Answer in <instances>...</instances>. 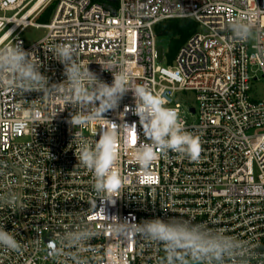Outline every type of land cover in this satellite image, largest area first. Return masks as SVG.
<instances>
[{"label": "built area", "instance_id": "built-area-1", "mask_svg": "<svg viewBox=\"0 0 264 264\" xmlns=\"http://www.w3.org/2000/svg\"><path fill=\"white\" fill-rule=\"evenodd\" d=\"M104 1L0 0V47L19 44L31 52L49 81L32 92L0 83V227L20 244L18 251L0 246V264H166L163 243L136 228L156 218L242 242L245 255L225 264H264V100L251 97L264 79V0ZM52 3L51 21L35 24ZM243 16L253 23L252 45L231 31ZM170 20L197 27L162 67L156 27ZM29 27L47 35L27 44L22 35ZM61 44L72 45L75 59L99 80L113 81L103 67L124 70L133 85L163 96L199 137V158L169 151L141 166L135 151L148 141L131 91L104 118L72 126L71 114L87 119L88 109L64 99V66L52 51ZM184 108L193 122L182 117ZM104 128L119 138L121 187L111 201L76 157L81 139L94 144ZM82 231L89 239L68 242L69 233ZM185 264L197 262L187 256Z\"/></svg>", "mask_w": 264, "mask_h": 264}, {"label": "clouds", "instance_id": "clouds-1", "mask_svg": "<svg viewBox=\"0 0 264 264\" xmlns=\"http://www.w3.org/2000/svg\"><path fill=\"white\" fill-rule=\"evenodd\" d=\"M252 27L253 23L247 16L231 23L234 38L240 41H246L251 36ZM52 51L53 57L64 66L66 79L61 82L65 85L64 99L88 109L87 119L74 118L71 114L69 122L72 126H83L92 119L104 118L103 114L116 109L123 96L131 91L135 102L134 113L148 141L135 151V159L141 166L147 168L158 155L169 151L184 154L192 160L199 158V137L186 130L178 111L167 107L163 96L153 93L146 86L133 85L129 73L124 70L113 72L111 68L102 66L113 74V81L108 84L99 80L88 66L75 59V48L70 44L57 45ZM4 80L18 83L21 90L27 92L44 90L49 86L48 78L32 60L31 52L19 44L0 47V83ZM118 143L116 130L104 128L94 144L81 139L78 145V162L91 171L93 186L98 192L106 194V201H111L121 187V177L115 170L119 158ZM173 220L156 218L136 225L145 236L163 243L166 264H185L187 256H191L197 264L202 261L225 264L245 255V245L233 237L222 233L205 235L209 232L206 227L179 220L173 223ZM90 235L87 231L69 233L67 240L72 245H80ZM0 246L11 251L20 249L19 242L3 227H0Z\"/></svg>", "mask_w": 264, "mask_h": 264}, {"label": "rangeland", "instance_id": "rangeland-1", "mask_svg": "<svg viewBox=\"0 0 264 264\" xmlns=\"http://www.w3.org/2000/svg\"><path fill=\"white\" fill-rule=\"evenodd\" d=\"M55 9V3L50 4L38 17L34 19V23L43 25L48 24L53 18ZM8 16H11V14ZM46 35L47 31L43 28L29 27L23 33L22 38L27 44H33L43 39ZM254 42L255 35H251L250 44L252 45L254 44ZM155 43L158 55L157 64L162 67H167V60L169 58V53L171 50V39L169 37L156 34ZM251 97L260 101L264 100V79L260 78V80L251 87ZM189 98L192 99L190 105L195 106V97L193 95H190ZM183 111L184 114L182 115V117H184L187 121L193 122V119L188 116L185 108L183 109Z\"/></svg>", "mask_w": 264, "mask_h": 264}, {"label": "trees", "instance_id": "trees-1", "mask_svg": "<svg viewBox=\"0 0 264 264\" xmlns=\"http://www.w3.org/2000/svg\"><path fill=\"white\" fill-rule=\"evenodd\" d=\"M105 4L104 0H95ZM196 23L191 20H170L160 23L156 27V34L169 37L171 39V50L169 60L173 61L183 45L195 34Z\"/></svg>", "mask_w": 264, "mask_h": 264}, {"label": "bare ground", "instance_id": "bare-ground-1", "mask_svg": "<svg viewBox=\"0 0 264 264\" xmlns=\"http://www.w3.org/2000/svg\"><path fill=\"white\" fill-rule=\"evenodd\" d=\"M38 6V5H37ZM36 6V7H37ZM36 7L32 10V11H30L29 13H28V15H27V17L30 15V14H32L33 12H34V10L36 9ZM27 17H26V19H27ZM17 22V25L20 23V21H16ZM17 29V27H15V28H13L12 29V31H15Z\"/></svg>", "mask_w": 264, "mask_h": 264}, {"label": "water", "instance_id": "water-1", "mask_svg": "<svg viewBox=\"0 0 264 264\" xmlns=\"http://www.w3.org/2000/svg\"><path fill=\"white\" fill-rule=\"evenodd\" d=\"M108 1H113V0H108Z\"/></svg>", "mask_w": 264, "mask_h": 264}]
</instances>
